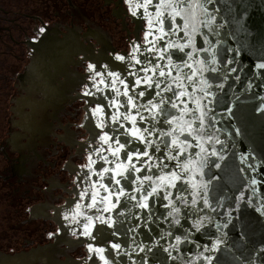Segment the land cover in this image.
Wrapping results in <instances>:
<instances>
[{
  "label": "water",
  "instance_id": "1",
  "mask_svg": "<svg viewBox=\"0 0 264 264\" xmlns=\"http://www.w3.org/2000/svg\"><path fill=\"white\" fill-rule=\"evenodd\" d=\"M108 1L116 35L92 64L95 72L101 75L93 80L94 72L89 69L85 72L0 177V264H105V261L107 264H264V69L258 67L264 64V0H217L208 5L209 12L215 16L211 27L218 35L201 26L212 44L204 42L197 33L195 47L209 48V51L193 52L191 59L185 55L192 52L191 46L185 47L183 52L178 48L164 51L170 43L187 44L188 38L183 31L158 41L155 44L158 52L145 51L152 47L145 42L147 17L143 9H135L136 16L132 14L135 5L144 0ZM149 11L154 12V8ZM165 23L167 25V21ZM176 23L182 24V21L177 18ZM153 32L159 35L156 29ZM56 41L64 43L66 40ZM135 45L140 46L135 55L141 64L132 61L133 68L129 57ZM77 53L91 64L85 53ZM213 54L214 64L211 63ZM118 56L125 59L118 60ZM146 59H152L153 65H160L165 72L171 64L182 65L185 60L193 65L191 69L182 67L180 72L197 73L193 76L195 84L184 79L187 92L193 93L195 98L208 93L200 103L207 113L205 124L212 127H206L208 134L201 141L192 140L193 144L202 143L206 149V162L200 165L196 161L202 157L192 155L200 152L199 147L188 149L181 160H191L192 170L184 174L183 182H176V188L166 186L159 189V195L149 197L147 208L139 206L145 203L146 194L135 191L141 186L126 184L124 180L120 185L124 192L136 198L120 196L117 203V191L111 196V203L102 202L101 197L108 192L100 188V184L107 185L109 190L112 185L107 175L101 180L95 173L115 165L101 161L94 150L101 147L100 136L105 133L115 139L113 129L119 126L111 121L117 110L108 106L115 96L113 80L108 73L118 74L128 85L131 95L136 77L128 73L144 67ZM197 60L204 61L202 71V66L195 63ZM213 68L216 71H212ZM171 72L173 77L177 75L175 68ZM139 75L146 74L139 72ZM147 75L153 74L148 72ZM101 79L104 84L99 83ZM205 80L206 84L202 82ZM94 84L101 91H97ZM115 87L123 93L124 85L116 81ZM145 89L147 85L142 83L136 92ZM85 90L93 95H84ZM148 98H139L137 102L144 103ZM182 99L187 101L188 108H196L187 96ZM118 100L123 104L126 97L121 95ZM97 108L102 109V113H95ZM183 108L184 105L179 104L167 119L181 117L180 109ZM129 111L135 115L130 105L119 108L121 114ZM141 111L144 116L149 115ZM195 114L199 116L200 112ZM192 119L189 114L177 124L185 125ZM101 121L105 125L103 128L99 126ZM120 123L124 125L120 132L132 128L129 121L123 120V115ZM177 124H158L157 128L177 129L175 134L184 140ZM195 124L198 127L199 121ZM137 126L141 130L145 127L139 123V118ZM127 139L131 137H120L121 143ZM150 139L156 140V136ZM161 139L170 144L172 138ZM138 146L141 151L145 149L143 144ZM103 147V155L110 161L115 159L107 151L108 145ZM161 148L160 153L148 149L156 164L160 163L158 157L165 155L163 144ZM213 150L216 155H210ZM177 151L174 149L172 155ZM90 155L96 161L91 169L85 167ZM120 161L126 162L123 150ZM133 162L141 166L135 158ZM164 163L169 167L163 172L155 167L147 171L145 167L134 176L143 179L150 175L155 181L159 175L180 171L173 167L175 161L165 159ZM189 178L190 183L187 182ZM149 184L157 186L145 182L142 187L151 191ZM177 188L181 190L178 192ZM97 189L96 205L89 208ZM86 190L88 194L84 195ZM169 192L171 196L165 198ZM97 217L109 222L101 224Z\"/></svg>",
  "mask_w": 264,
  "mask_h": 264
},
{
  "label": "snow or ice",
  "instance_id": "2",
  "mask_svg": "<svg viewBox=\"0 0 264 264\" xmlns=\"http://www.w3.org/2000/svg\"><path fill=\"white\" fill-rule=\"evenodd\" d=\"M217 0H144L143 3H137L135 8L132 12L133 16L137 15L135 9H143V12L148 20V31L145 35V42L152 47L145 49L148 52H158L159 49L155 48V44L164 39L165 36L174 35L176 32L183 31L184 36L188 38L187 44L180 45L170 43L164 48V51H167L168 48H178L180 52L184 51L185 47L191 46L192 52L185 53L189 59L192 58L193 52L204 51L208 52L209 48H202L197 49L195 47V37L196 34L199 33L203 41L208 43L209 45L212 44V41L209 40L208 36L205 35L201 31V26L207 28L209 33L213 35H218L217 32L211 27V25L215 21V16L213 13L209 12L208 5L216 3ZM149 8H154V12H150ZM200 17H204V19H200ZM143 18V17H142ZM177 18L182 21V24H177ZM167 21V25L166 22ZM165 27H167V31H165ZM222 27V25H221ZM153 29L158 31L159 35H155ZM45 29H39L40 33H43ZM152 36L153 39L149 40L148 37ZM140 51V46L135 45L133 47V53L129 57V64L132 61H135V64H141V60L137 58L135 53ZM118 60L123 61L125 58L123 56L116 57ZM163 59V56L160 57ZM183 60V57H180ZM215 54H213L211 63H215ZM169 63L171 64V59H169ZM195 63L200 64L202 66L201 71L203 70L204 61L197 60ZM135 64H131L133 68H135ZM145 66L140 68L138 71H132L128 73L133 77H136L133 87H132V94H129L128 85L125 83L124 80L120 79L118 74L115 73H108V76L112 77L113 84L112 88L115 91V96L112 101L109 102V108H116V115L111 116V121L113 123L118 124L119 126L116 129H113L115 134V139L112 136H109L105 133L103 136H100V141L102 145L99 149H95L99 155V159L104 163H112L115 165L114 168H103V170L99 173H95L98 175L101 180L107 178L109 183L112 185L111 190H109L107 185L103 183L100 184V188H103L108 195L105 197H101V201H108L111 203V196L118 191V195L116 196L117 203H119V197L127 195L129 199H135V195L126 194L124 192V188L121 187V180H124L126 184L128 183H135L140 185L141 187H137L135 191L146 193L144 195L145 203L139 204L140 207L147 208L148 204L146 203L147 199L153 195H159V189H162L166 186L176 188L177 181H184V174L190 172L192 170V161L185 160L182 161L181 157L184 156L188 149L199 147V153H193L194 156H200L202 159L196 161V163L203 165L206 162V149L203 147L202 143L193 144L192 140L201 141L204 135L208 133L205 131L206 127L211 128L212 125L209 124L206 126L205 124V117L207 113L204 111V105L200 103L201 99L207 97L208 93L204 92V96L200 98H195L193 93L187 92V87L184 84V79L186 78L189 84H195L196 82L193 80V76L197 73L194 71L192 75H188L187 73L181 74L180 69L182 67H187L191 69L193 65L188 63V61H183L182 65L171 64V68L168 72H165L160 65L156 64L153 65L152 59H146L144 61ZM259 68L264 69V64L258 65ZM175 68L177 70V75L175 77L172 76L171 69ZM89 71H93V80L97 76H100L101 73L95 72V66L92 64L88 65ZM212 71H216L215 68L211 69ZM234 70V69H233ZM139 72H144L146 75L141 77ZM148 72H151L153 75H147ZM165 78V79H159ZM171 80V82H167V80ZM118 81L120 84L124 85V91H121L115 87V82ZM203 83H207L206 80L202 81ZM100 84H104V80L101 79L99 81ZM147 85V89L144 91L136 92V88L139 87L141 84ZM93 87L97 88V91H101L98 85L94 84ZM210 87V86H209ZM177 89H181L177 92ZM201 91H204L201 89ZM165 93H170V95H165ZM84 95H93L91 91L85 90ZM123 95L126 97V100L121 104L118 98ZM148 96L149 98L145 100L144 103H138L137 100L139 98H143ZM187 96L193 103L196 104L195 109H190L187 106V101L182 99L183 97ZM179 104H183L184 108L180 109L181 117L173 116L172 119H167L171 110H175L179 108ZM125 105H130L131 109L135 110V115L129 111L127 114H121L119 112L120 107H124ZM147 112L149 115L146 117L142 114V111ZM95 113L99 114L102 113V109L97 108L94 110ZM196 111L200 112V115L197 116L195 113ZM191 114L193 119L185 123V125L177 124V121L182 119L183 116ZM123 115L124 121H129L132 125L131 129H126L124 132H120V128H123L124 125L120 123L121 116ZM163 117V119H161ZM137 118H139V123L144 124L145 127L143 130L137 126ZM214 119V117L212 118ZM199 121V126L197 127L195 122ZM151 124V127L147 125ZM158 124H168L169 126L173 124H177V128L179 130L180 135H184L185 139L181 140L179 135H176V130L173 129L171 131H164L162 129H158ZM99 126L103 128L104 122L101 121ZM111 128V124H109ZM156 136V140L150 139L152 136ZM121 136H130L131 139H127L124 143H121L120 137ZM162 137H171L170 144L165 143L161 138ZM191 137L192 139H189ZM211 139V136H209ZM219 143V141H216ZM138 144L145 145V149L141 151ZM161 144H163V151L165 153L164 156L158 157L160 160L159 164H156L153 160V156L149 154L148 149H153L154 153H160L162 151ZM103 145H108L107 151H109L115 159L109 160L108 156L103 155L105 151ZM131 149V151H129ZM176 149L177 154L172 155L173 150ZM123 150L125 161H120L121 151ZM210 155H216L215 150H213ZM142 157H146L147 159L142 160ZM140 163V167L136 166V163ZM167 159L169 162L175 161L176 163L173 165L175 169H179L180 171H170L166 175H159L157 176L156 180L153 181L152 176L146 175L141 179L139 176H134V173L141 172L142 170L147 169V171H152L153 167L157 168L160 172H163L165 168H168L169 165L164 163V160ZM152 161V163H149ZM96 161L92 159V156H89V163L85 167L90 168ZM219 165H217L218 167ZM109 173H114L113 175H108ZM119 177V178H117ZM145 182L155 183L156 187H151V191H147L146 188L142 187ZM187 182H191V178ZM255 183V180L252 181ZM192 187L195 188L196 185L192 184ZM206 187V185L204 186ZM181 189L177 188L179 192ZM186 190V189H185ZM99 189L92 196V203L89 204L87 207L92 208L96 205V196L98 195ZM87 190L85 191L84 195H87ZM171 196V193H166L165 198ZM178 199L180 197H177ZM193 204L196 203L195 200L192 201ZM204 203L207 204V199H204ZM169 204H172V201L169 200ZM115 205H113L114 207ZM80 205H77L79 208ZM108 211L107 208L104 209ZM174 211H178V209H173ZM169 215H172L170 212ZM101 224L108 223L109 221H105L104 219L97 217ZM90 220V218H89ZM178 223V221H177ZM87 227V226H86ZM85 234H89L85 232ZM113 247H119L118 245H113ZM91 250V249H90ZM96 251L103 252L102 249H97ZM103 259V256H101ZM107 264V261H105Z\"/></svg>",
  "mask_w": 264,
  "mask_h": 264
},
{
  "label": "rangeland",
  "instance_id": "3",
  "mask_svg": "<svg viewBox=\"0 0 264 264\" xmlns=\"http://www.w3.org/2000/svg\"><path fill=\"white\" fill-rule=\"evenodd\" d=\"M69 1L72 3V10L74 6L79 9L71 14V20L68 19L69 17H63L62 12L64 8L62 7L57 15L51 17L49 14V22L44 21L47 25L42 24V21L34 23V32L37 31V35L36 33L34 35L28 34L23 35V37L19 36L20 38L17 36H9L7 44L2 48L7 51L0 55V82L2 78L6 76V81L0 83V177L36 134L35 131L34 133L32 131L23 132L17 126L16 121L18 120V116L14 113V109L16 108L15 105L17 99L22 95L27 94V91H25L24 88L25 86H23L27 84H24L22 79L31 62L33 54L30 52L34 47H37L36 43L40 40L39 35H41V33L39 32V29L43 28L45 31H50L52 33L54 32L52 30L56 28L61 34V32L70 33V30L67 31V28H72L79 36V43L82 44L79 46L85 48L90 53L92 52L95 54H98L102 48L104 50L105 43L109 44L116 35V29L108 0ZM69 1L67 0L68 5ZM30 4L31 1L27 3V6H30ZM8 6L14 10V5L10 3ZM21 19L24 20L26 18L21 17ZM45 26L48 27L46 28ZM28 27L30 28L31 25ZM90 30H94L98 35L95 33L89 34ZM70 60V74L76 81L67 89H70L69 92L85 74L88 70V65L90 64V62L85 60L80 53L72 52ZM30 95L32 98L34 97L36 101H41L42 98H44L40 91ZM49 106L46 108L45 119L42 120L43 124L57 108V106ZM25 111H28V109L25 108ZM32 126L33 125H31L30 128H32ZM15 132H21L23 135L18 138L17 144L13 143L11 140V137Z\"/></svg>",
  "mask_w": 264,
  "mask_h": 264
},
{
  "label": "flooded vegetation",
  "instance_id": "4",
  "mask_svg": "<svg viewBox=\"0 0 264 264\" xmlns=\"http://www.w3.org/2000/svg\"><path fill=\"white\" fill-rule=\"evenodd\" d=\"M30 1V6H27V3ZM9 2L14 5V10L9 8ZM71 4L69 1L68 5L67 0H0V55L7 51L2 48L7 44L9 36L23 37V35H34L35 33L37 35L38 32H34V23L42 21V24H46L44 21L49 22V14L51 17L57 15L62 7L64 8L62 12L63 17H69L68 19L71 20V14H73ZM21 17L26 19L22 20ZM29 25H31L30 28L28 27ZM68 30H70V33L61 32V34L56 28L52 30L54 31L52 33L44 31L39 35L40 40L36 43L37 47H34L30 52L33 54L32 61L28 68L29 70L27 69L28 71L22 79L23 83L27 84L23 85L27 90V94L17 99L16 108L14 109L15 114L18 116L16 124L23 132L25 131L24 122L25 124L26 122L29 123L27 113L32 110V107L29 106L30 101L36 100L30 94L40 91L44 97L42 100L59 99L61 101L68 95L70 89H67L76 81L70 74L69 65H71L70 57L73 52L74 39L78 42H80V39L75 30L67 28ZM93 33L98 35L94 30L89 31V34ZM63 38L66 40L64 43L60 41L56 43V39ZM79 44H76L75 47ZM105 44L106 48L108 44ZM102 51L103 48L98 53V56ZM86 53L89 54L88 52ZM86 53L85 56L90 58ZM5 81L6 76L2 78L1 82ZM25 108L28 111H25ZM44 116L45 114L41 117L37 116L39 127L43 125L42 120L45 119ZM38 130L35 132L37 133ZM26 131H31L30 126H28ZM21 136H23L21 132H15L11 137L12 142L17 144V140Z\"/></svg>",
  "mask_w": 264,
  "mask_h": 264
},
{
  "label": "bare ground",
  "instance_id": "5",
  "mask_svg": "<svg viewBox=\"0 0 264 264\" xmlns=\"http://www.w3.org/2000/svg\"><path fill=\"white\" fill-rule=\"evenodd\" d=\"M78 43L79 42L74 39L73 52L74 53H77V52L86 53V52H88L89 54L86 53V55L90 56L89 60L91 61V64H93V62L97 59L98 54H95L92 52L90 53L85 48L82 49L79 46L81 43L75 47V45ZM60 102H62V100L60 101L59 99H57V100L56 99L55 100L54 99H50V100L47 99V100H42V101L31 100L29 106L32 107V110H31V112L27 113V118H28L29 123L26 122V124H25V122H24L25 131L27 130L28 126H31V125H33L31 128L32 132L40 129L42 126L39 127V124L37 121V116L41 117L43 114H45L46 108H47V106H49V104H50L49 107H56V106L58 107Z\"/></svg>",
  "mask_w": 264,
  "mask_h": 264
},
{
  "label": "trees",
  "instance_id": "6",
  "mask_svg": "<svg viewBox=\"0 0 264 264\" xmlns=\"http://www.w3.org/2000/svg\"><path fill=\"white\" fill-rule=\"evenodd\" d=\"M77 10H79V9L76 8V6H74L72 11H73V13H74V11H77ZM75 20H76V19H75ZM79 20H80V19H79ZM76 22H77V20H76ZM79 22H80V21H79Z\"/></svg>",
  "mask_w": 264,
  "mask_h": 264
}]
</instances>
